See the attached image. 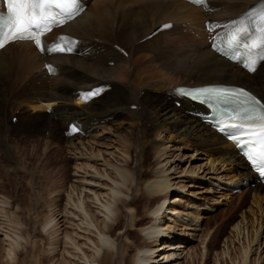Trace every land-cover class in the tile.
I'll use <instances>...</instances> for the list:
<instances>
[{
	"label": "bare ground",
	"instance_id": "6f19581e",
	"mask_svg": "<svg viewBox=\"0 0 264 264\" xmlns=\"http://www.w3.org/2000/svg\"><path fill=\"white\" fill-rule=\"evenodd\" d=\"M210 1L211 10L185 0H88L87 10L52 37L61 32L76 38L74 55H43L27 41L9 44L0 52V155L20 165L12 140L24 131L36 138L29 139L36 147L45 143L41 166L46 179L49 158L63 165L66 156L73 165L66 177V168L51 175L67 185L59 186V191L54 188L56 199L47 206L50 217L43 224L44 231L54 234L52 248L59 264H208L209 260L221 264L246 238L247 213L257 217L252 221L256 237L243 248L241 264H251L253 253L262 252L264 184L258 183L235 145L199 118L207 113L202 106L182 100L177 107L173 99L172 90L178 85L207 83L243 85L264 99V62L252 74L238 68L211 50V34L205 28L207 20L222 21L262 0ZM154 13L159 14L157 22ZM169 21L181 24L179 46H190L181 56L168 59L172 53L164 50L177 44L172 35L165 36L175 26L134 47ZM49 62L56 65V75L46 69ZM102 83H109L112 90L89 103L81 101L79 91ZM9 111L11 118L19 111L15 124L8 122ZM125 115L138 129L137 143L113 129ZM72 124L77 133L66 135ZM150 133L153 137L148 139ZM176 140L201 152L188 157L183 153L186 147H177ZM15 166L11 165L12 171ZM247 182L256 186L240 193L250 191L253 205L211 257L220 229L211 228L209 209L228 202L233 183ZM3 227L0 220L1 241L8 259L14 260L20 236L11 238Z\"/></svg>",
	"mask_w": 264,
	"mask_h": 264
},
{
	"label": "rangeland",
	"instance_id": "374dc122",
	"mask_svg": "<svg viewBox=\"0 0 264 264\" xmlns=\"http://www.w3.org/2000/svg\"><path fill=\"white\" fill-rule=\"evenodd\" d=\"M134 9L137 13H140L139 10L141 8L136 7ZM155 14L156 13H154V16H155L154 20L157 22V19H160V17H159V14L157 17ZM119 23L120 21H117V25L115 26V31L117 30ZM177 23L178 21L176 22V25L180 24V23L178 24ZM183 28L181 26L182 30ZM179 33L180 31H178V29L175 28L173 33L171 32L170 34L165 35L166 38L169 37L168 35H172L171 39H173V42L177 43L175 46H177V48L180 49V50L176 49L175 46L172 47L173 51L169 47L168 48L170 50L168 48L164 49L166 54L172 53L171 54L172 56L167 55L168 59H170L169 57L173 58L175 54H178L177 56H181V53H184L183 51H185V49H190V46L186 44H180L179 46V40L177 37V35L179 36ZM200 38L201 37H199V39ZM152 40L153 39L147 41L145 40V36H144L142 39H140L138 42L135 43L134 47L139 46V45H144L148 42H151ZM101 45L104 46L103 44ZM181 45L182 46L185 45L183 46L184 49L183 47H181ZM147 52H148L146 53L147 55H151L152 53L149 51ZM166 54L164 55L165 58H167ZM152 55L154 54L152 53ZM130 57L133 58L134 55L132 54L130 55ZM145 64L146 63H142L140 67L143 68ZM130 69H131L130 72L134 71V68H130ZM11 73H13V71H11ZM149 73L151 72H148L147 74ZM126 105L128 106V104ZM43 107L45 108L46 106H43ZM127 109L128 107L125 110L127 111ZM11 114L12 113L9 111V114H8L9 123H12ZM14 115L19 117V111L15 112ZM126 117L127 115H125V117L123 118H120L119 121H116L115 123H113L112 125L113 129H117L118 132L120 130L119 133L121 136H125L132 143H137L138 129L134 125H132L131 120H129L128 117L127 118ZM13 124L15 123L13 122ZM120 124H122L121 125L122 127L119 126ZM142 127H144V125H142ZM43 135L45 136V133ZM152 137H153V134L150 133L148 135V139H151ZM29 139L35 140L36 138L34 136H28V134L24 131H20L19 133L16 134L15 138L12 140L13 145L16 147L15 150L17 152L16 153L18 156L17 159L20 161V165H18V163L11 161L7 157H4V155H0V220L4 224L3 229L6 234H8L11 238L20 236L19 244L17 245L18 247L15 249V252H14L15 254L14 256H16L14 257L15 258L14 260L8 259L7 254H6L7 248H5V243H3L0 238V264H59L60 262L56 254V250L52 248L53 246L52 240H53L54 234L50 231H48L49 233L47 231H44L43 224L50 217V213L48 212L47 206L48 207L53 206L55 199H56V196L54 195H56L57 192L56 193L54 192V188H55V191L57 190L59 191L60 190L59 186L64 187L67 185L65 182L61 180H53L51 175L53 176V173H56L57 175V173L60 172L61 168L62 169L66 168V171H65V177H66L67 175L71 174L73 165L69 161L70 159L66 158V156H65L66 161H64L65 164L63 165H61L62 162H60V160H54V158L53 159L49 158L48 165L46 166L47 167L46 171L48 173V177L46 179L44 176V171H43L44 169L41 166L43 164V161L41 158L43 157L44 151H46L45 143L41 142L40 145L36 147V145H34L33 142L32 143L29 142ZM146 142H144L143 145L147 148ZM176 142H177L176 144L177 147L179 148L186 147L183 153L187 155L188 157L194 154L196 151L201 152V150H199L200 149L199 147L190 148V146H187L185 142H182V141L180 142L177 140ZM62 145H63V148L65 149L64 142H62ZM140 149L143 150L142 148ZM147 153L149 154L148 163H152L153 160H152V155L150 151ZM49 156L50 154L48 155V157ZM200 157L204 158L203 160L207 158L206 155L204 154H202V156ZM202 163L203 162H200V164ZM187 164H188V160H187L186 165ZM11 165H16L13 168L14 169L13 171L11 170L12 168ZM27 167L29 169H27ZM36 169L38 170L37 171L38 176L37 178L35 176L34 179L38 180L37 182L36 180L34 181L32 178V174L34 171H36ZM35 192L36 193L39 192L37 194V199L34 197ZM52 192H54V195ZM249 192L250 191L248 192L244 191L243 193H238V192L233 193L231 194L232 196L230 197L228 202H226V204L220 205L214 208L213 210H211V208L209 209L210 211L208 212L207 215H208V218H211L210 220L211 228L213 229L216 225H219L218 228L220 229V232L217 234V237L215 238V242L213 244L214 247L211 249V257L215 250H220L223 241H225V238L230 236L231 228L240 219L241 214L248 211V209L252 207L253 205L252 200L254 198V195L250 194ZM62 197L63 198L61 200V204L64 205V203L66 202V197L65 196H62ZM36 202H38L37 206L35 205ZM253 214L254 213H247V221H249V224H248V229H247L248 233H246V238H244V240H241V243H237L235 245L231 253V258L223 259L224 261L221 260V264H236V263L241 264L242 257H244L242 250H244L247 246L251 245L252 241L255 239L254 236L256 237L255 235L256 232L253 229L254 224L252 222L253 218H255L256 215L255 214L253 215ZM194 244L195 246L198 245L197 242L193 243V245ZM208 264H212V262L209 260ZM251 264H264V248L261 253L260 251L259 252L255 251L253 253Z\"/></svg>",
	"mask_w": 264,
	"mask_h": 264
},
{
	"label": "snow or ice",
	"instance_id": "6c2138e0",
	"mask_svg": "<svg viewBox=\"0 0 264 264\" xmlns=\"http://www.w3.org/2000/svg\"><path fill=\"white\" fill-rule=\"evenodd\" d=\"M7 6L10 15L4 18L7 31L0 39V48H4L10 41L34 40L40 51H45L40 37L51 31V24L60 23L61 17L73 18L80 11L79 0H7ZM216 27L213 25L210 31ZM63 41L64 38H61L59 45L47 50L70 52L71 47L66 46ZM225 42L230 49L244 47L249 53L247 67L250 71H255L257 61L264 60V4L249 10L239 21L231 22ZM180 91L201 103L230 105L225 109L229 113V122L224 123L220 130H234L229 131V138L237 142L247 159L264 175V102L244 89L206 86ZM97 94L98 91H93L87 96Z\"/></svg>",
	"mask_w": 264,
	"mask_h": 264
}]
</instances>
